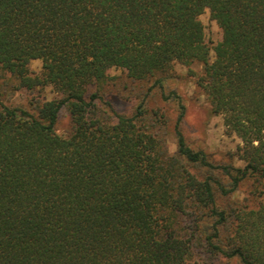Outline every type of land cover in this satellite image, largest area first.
I'll return each instance as SVG.
<instances>
[{
	"label": "trees",
	"instance_id": "obj_1",
	"mask_svg": "<svg viewBox=\"0 0 264 264\" xmlns=\"http://www.w3.org/2000/svg\"><path fill=\"white\" fill-rule=\"evenodd\" d=\"M206 10L222 30L213 59ZM176 62L243 166L187 142L166 77L131 114L104 95L112 68L146 80ZM46 86L57 97L32 111L0 99V264H264V0H0V96ZM156 86L179 106L175 152Z\"/></svg>",
	"mask_w": 264,
	"mask_h": 264
},
{
	"label": "rangeland",
	"instance_id": "obj_2",
	"mask_svg": "<svg viewBox=\"0 0 264 264\" xmlns=\"http://www.w3.org/2000/svg\"><path fill=\"white\" fill-rule=\"evenodd\" d=\"M200 20L204 25L205 39L211 47V59L214 58L213 48L222 40V30L218 22L211 18L210 12L206 10ZM42 61L33 60L29 64L31 73L40 75L42 72ZM195 71H201L202 65L195 63L191 66ZM112 79L104 87V95L115 108L122 113L131 114L135 106L152 87L158 77L167 78L165 81V93L175 90L180 95L182 103L186 107V114L183 121V132L187 142L195 149L204 150L209 159L214 163L232 162L238 167L243 163L231 154L236 151L240 140L236 136H229L225 132L223 117L210 112L208 98L201 88H199L189 68L181 63H174L163 75L158 74L146 80H134L130 78L126 71L119 68H112L108 72ZM3 92V91H2ZM162 89L153 87L150 92L149 106L155 110L160 109L161 120L168 123L167 146L170 152L176 151L174 137V124L179 114L177 101L163 99ZM57 97L51 86L39 87L34 90H12L3 92L0 99L5 103L22 106L33 110V102L38 100H51ZM70 119L67 111L61 114L58 129L61 133L67 132L70 128ZM248 185H244L236 192L234 197L244 201L249 197ZM253 203V202H252Z\"/></svg>",
	"mask_w": 264,
	"mask_h": 264
}]
</instances>
